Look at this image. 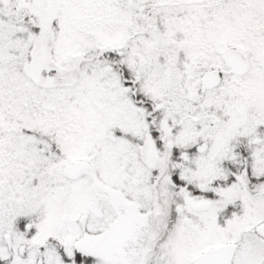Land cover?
I'll list each match as a JSON object with an SVG mask.
<instances>
[{
	"label": "snow or ice",
	"instance_id": "snow-or-ice-1",
	"mask_svg": "<svg viewBox=\"0 0 264 264\" xmlns=\"http://www.w3.org/2000/svg\"><path fill=\"white\" fill-rule=\"evenodd\" d=\"M0 264H264V0H0Z\"/></svg>",
	"mask_w": 264,
	"mask_h": 264
}]
</instances>
